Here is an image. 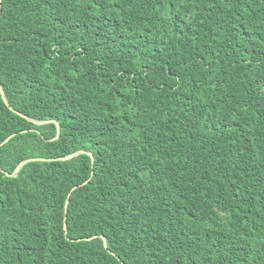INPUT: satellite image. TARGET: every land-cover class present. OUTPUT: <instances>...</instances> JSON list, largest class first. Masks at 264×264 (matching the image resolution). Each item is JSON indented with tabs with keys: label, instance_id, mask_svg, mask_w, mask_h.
<instances>
[{
	"label": "trees",
	"instance_id": "obj_1",
	"mask_svg": "<svg viewBox=\"0 0 264 264\" xmlns=\"http://www.w3.org/2000/svg\"><path fill=\"white\" fill-rule=\"evenodd\" d=\"M0 88V264H264V0H0Z\"/></svg>",
	"mask_w": 264,
	"mask_h": 264
},
{
	"label": "water",
	"instance_id": "obj_2",
	"mask_svg": "<svg viewBox=\"0 0 264 264\" xmlns=\"http://www.w3.org/2000/svg\"><path fill=\"white\" fill-rule=\"evenodd\" d=\"M0 93H1L2 99H3L4 102L6 103L1 88H0ZM6 104H7V103H6ZM9 108H10V106H9ZM28 119H29V118H28ZM29 120L32 121V122L35 123V124H41V123H44L43 121H37V120H31V119H29ZM56 128H57V130H58V125H57V123H56ZM57 133H58V132H57ZM11 136H12V135H11ZM11 136L7 137L2 143L6 142ZM80 152H82V151H77V152L72 153V154H70V155H68V156L62 157L61 159H67V158H69V157H72V156H74V155L80 153ZM24 162H26V160L23 161V162H21V163H19V164L17 165V167L15 168L13 174H11V175H15L16 172L18 171L20 165H22ZM74 188H75V187H74ZM74 188H73V189H74ZM66 202H67V200H66ZM64 229L66 230V225H65V224H64ZM103 239H104V238H103Z\"/></svg>",
	"mask_w": 264,
	"mask_h": 264
}]
</instances>
